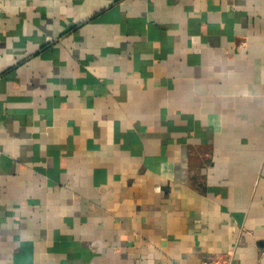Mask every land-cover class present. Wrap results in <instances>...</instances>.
<instances>
[{"label": "crops", "instance_id": "0c3cea01", "mask_svg": "<svg viewBox=\"0 0 264 264\" xmlns=\"http://www.w3.org/2000/svg\"><path fill=\"white\" fill-rule=\"evenodd\" d=\"M0 264H264V0H0Z\"/></svg>", "mask_w": 264, "mask_h": 264}]
</instances>
